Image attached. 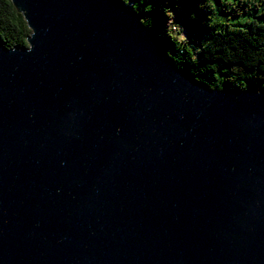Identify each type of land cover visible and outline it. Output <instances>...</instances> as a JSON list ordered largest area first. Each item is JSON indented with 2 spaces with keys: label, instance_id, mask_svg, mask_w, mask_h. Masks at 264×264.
Masks as SVG:
<instances>
[{
  "label": "water",
  "instance_id": "1",
  "mask_svg": "<svg viewBox=\"0 0 264 264\" xmlns=\"http://www.w3.org/2000/svg\"><path fill=\"white\" fill-rule=\"evenodd\" d=\"M0 264H264V91L208 88L122 0H10Z\"/></svg>",
  "mask_w": 264,
  "mask_h": 264
},
{
  "label": "trees",
  "instance_id": "2",
  "mask_svg": "<svg viewBox=\"0 0 264 264\" xmlns=\"http://www.w3.org/2000/svg\"><path fill=\"white\" fill-rule=\"evenodd\" d=\"M122 1L157 33L172 62L191 73L195 81L208 88L264 91V22L251 19L241 26L225 21L204 32L186 11L192 10L189 0ZM25 23L10 0H0V45L26 47L30 30ZM225 71L226 77L216 76ZM230 72L241 79L232 81ZM251 75L261 82L242 80Z\"/></svg>",
  "mask_w": 264,
  "mask_h": 264
},
{
  "label": "rangeland",
  "instance_id": "3",
  "mask_svg": "<svg viewBox=\"0 0 264 264\" xmlns=\"http://www.w3.org/2000/svg\"><path fill=\"white\" fill-rule=\"evenodd\" d=\"M192 10L186 9L194 21L204 32L219 27V24L229 21L233 25L246 26L251 19L264 22V3L259 0H189ZM207 4V5H206ZM184 11V10H183ZM238 11V13H237ZM228 72L217 73L218 78L226 77ZM232 81L241 78L229 73ZM242 80L246 84L260 81L253 75ZM261 82V81H260Z\"/></svg>",
  "mask_w": 264,
  "mask_h": 264
}]
</instances>
